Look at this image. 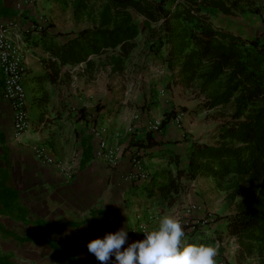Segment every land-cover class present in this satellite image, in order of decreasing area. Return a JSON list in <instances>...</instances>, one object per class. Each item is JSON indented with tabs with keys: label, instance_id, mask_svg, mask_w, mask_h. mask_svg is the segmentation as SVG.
Wrapping results in <instances>:
<instances>
[{
	"label": "crops",
	"instance_id": "1",
	"mask_svg": "<svg viewBox=\"0 0 264 264\" xmlns=\"http://www.w3.org/2000/svg\"><path fill=\"white\" fill-rule=\"evenodd\" d=\"M75 2L0 0V20L17 25L26 35L22 40L27 68L24 88L32 123L26 133L16 135L11 106L2 95L5 82L1 74L0 264H100L88 251L91 240L126 228V248L139 217L152 230L162 216L183 218L188 203H198L197 183L182 200L180 188L177 193L164 194L159 189L168 183L170 171L176 175L178 169L188 168L196 142L187 148L184 145V162L175 165L170 156L181 155L177 147L182 144L183 131L166 126L165 132L150 135L145 127L150 121L147 117L134 120V115L118 109L116 101L105 100L98 107L92 103L90 85L80 86L76 76L75 71L80 69L83 74L85 69L80 67L87 64L61 65L52 53V46L75 38L73 33L58 34L64 17L57 11L66 9L65 26L75 27ZM43 18L49 23L43 37H37L33 28ZM97 126L118 150L116 166L97 156ZM118 130L126 131L119 141L115 137ZM148 136L154 145H149ZM39 148L53 159L52 164L37 156ZM136 156L143 162L146 179L136 170ZM188 216L198 223L197 212ZM230 238L227 219H223L212 220L201 229L197 226L186 241L211 244L218 248L216 264L223 258L233 264L239 246H224ZM114 260L113 256L108 264ZM259 261L257 256L256 264Z\"/></svg>",
	"mask_w": 264,
	"mask_h": 264
},
{
	"label": "trees",
	"instance_id": "2",
	"mask_svg": "<svg viewBox=\"0 0 264 264\" xmlns=\"http://www.w3.org/2000/svg\"><path fill=\"white\" fill-rule=\"evenodd\" d=\"M86 1L76 0V5L91 15L94 10ZM169 1L174 4L172 9L166 8ZM246 1L104 0L97 13V27L85 29L51 50L61 65L85 62L91 68L94 62L89 56L118 49L120 53L108 61L114 72H120L136 47L135 39L147 29L160 46H170L167 62L173 83L192 90L207 110L232 106V121L221 127L220 141L213 145L194 143L188 168L178 169L175 176L170 174L168 183L159 189L162 194L177 193L183 177H208L218 187L232 190V199L242 195L234 214L227 217V231L245 254H256L258 264H264V41L245 40L217 29L202 11L242 12ZM133 12L143 18L142 29ZM176 112L166 114L162 131ZM148 137L149 145H154Z\"/></svg>",
	"mask_w": 264,
	"mask_h": 264
},
{
	"label": "rangeland",
	"instance_id": "3",
	"mask_svg": "<svg viewBox=\"0 0 264 264\" xmlns=\"http://www.w3.org/2000/svg\"><path fill=\"white\" fill-rule=\"evenodd\" d=\"M86 3L88 8L93 9L94 12L89 15L79 11L75 5V27L65 26L66 14H68L66 9L57 10L61 17H64L61 19L64 25L60 27L62 30L58 32L59 35L73 33L77 37L81 29L87 27L93 29L98 26L97 13L104 0H87ZM173 5L169 1L166 8L172 9ZM241 6L245 11L238 10L232 14H225L215 8H203L202 11L210 17L217 29L232 32L245 40L260 38L261 41H264V0H247ZM133 15L134 20L142 29L143 18L134 12ZM48 21L45 22L43 18L40 24L45 28ZM135 42L136 47L124 60L122 71L114 72L108 61L110 56L117 55L120 51L118 49L109 50L101 56H94L95 58L92 59L94 66L90 69L83 64V67H80L85 69L83 74L79 71L80 69L75 71L78 83L80 86L82 84L90 85L92 103L97 102L98 107L105 100L116 101L119 104L118 109L126 110L134 115V120H142L147 117L150 121H154L163 119L166 114L171 112L183 113L181 129L171 123L166 124L179 132L183 131L184 134L181 137V146L177 147L178 150L180 149L181 155L170 156L171 162L178 166L184 162L182 155L186 153L185 146L187 148L189 143L213 145L220 141V129L224 124L232 121L233 108L228 105L207 110L203 107L201 98L197 97L192 90L173 83L170 78L173 72L168 68L167 62L170 46L166 44L160 46L158 39L153 38L147 29L138 35ZM166 129L167 127H165ZM173 170H175L174 166ZM169 173L175 176L173 171ZM195 183L198 184V203L190 202L188 206L197 204L200 207L197 212L198 223L196 225L198 229L205 227L212 220L222 221L234 214L236 204L242 199V195L232 199V190L218 187L212 178L198 177L194 181L183 177L180 181L181 200L188 197L193 187L192 184ZM223 185H228V183ZM223 243L224 246H239V253L236 251L233 264H256L257 255L245 254L236 238L231 237L228 241L225 239ZM217 264L232 263L227 258H223Z\"/></svg>",
	"mask_w": 264,
	"mask_h": 264
},
{
	"label": "built area",
	"instance_id": "4",
	"mask_svg": "<svg viewBox=\"0 0 264 264\" xmlns=\"http://www.w3.org/2000/svg\"><path fill=\"white\" fill-rule=\"evenodd\" d=\"M42 28L43 25L39 24L33 28V33L38 37ZM24 36L26 35L20 31L17 25L0 20V75H4L5 82L2 95L11 106L16 135L26 133L32 126L27 111V95L24 88V78L27 71L25 64V48L22 44ZM183 116V113L177 111L175 117L169 123L181 129ZM164 120H166V116L163 119L148 122L145 127L153 134H160L162 132ZM123 133H126V131L123 132V130H118L115 133L117 141L123 136ZM94 134L100 137V148L97 154L98 158L111 166H116L120 160V155L116 146L110 145L101 127H95ZM44 152V149L41 148L36 150L38 157L44 158L45 162L52 164L54 162L53 159L45 157ZM134 165L136 166L137 172L146 179L148 174L143 168V162L140 156L134 158ZM198 209H200V207H198L197 204H192L186 208L187 216L179 218L185 231V240L189 238L191 232L197 229V225L193 223L194 219L189 217L188 214L191 215L194 212H198ZM138 220V225L130 234L132 242L144 239L143 231L145 228L150 230L148 224L144 222L142 217H139Z\"/></svg>",
	"mask_w": 264,
	"mask_h": 264
},
{
	"label": "clouds",
	"instance_id": "5",
	"mask_svg": "<svg viewBox=\"0 0 264 264\" xmlns=\"http://www.w3.org/2000/svg\"><path fill=\"white\" fill-rule=\"evenodd\" d=\"M143 234L144 239L124 248L128 232L121 228L91 240L87 248L100 264H108L113 256V264H216L218 248L188 243L181 221L173 215L162 216L154 229L145 228Z\"/></svg>",
	"mask_w": 264,
	"mask_h": 264
}]
</instances>
